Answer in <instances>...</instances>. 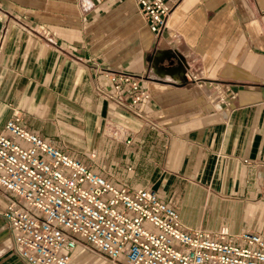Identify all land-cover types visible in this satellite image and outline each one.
I'll list each match as a JSON object with an SVG mask.
<instances>
[{
  "label": "crops",
  "instance_id": "1",
  "mask_svg": "<svg viewBox=\"0 0 264 264\" xmlns=\"http://www.w3.org/2000/svg\"><path fill=\"white\" fill-rule=\"evenodd\" d=\"M0 12V134L16 111L110 184L154 189L185 228L264 237V0H180L155 35L134 0H0ZM113 71L147 97L115 92ZM0 264H26L2 217Z\"/></svg>",
  "mask_w": 264,
  "mask_h": 264
},
{
  "label": "built area",
  "instance_id": "2",
  "mask_svg": "<svg viewBox=\"0 0 264 264\" xmlns=\"http://www.w3.org/2000/svg\"><path fill=\"white\" fill-rule=\"evenodd\" d=\"M134 2L155 35L180 0ZM2 21L0 12V41ZM106 77L131 103L147 97L129 72ZM19 120L14 111L0 134V188L8 195L0 217L26 264H74L70 254L76 247L110 264H264V237L256 232L187 229L151 187L130 191L110 184Z\"/></svg>",
  "mask_w": 264,
  "mask_h": 264
},
{
  "label": "rangeland",
  "instance_id": "3",
  "mask_svg": "<svg viewBox=\"0 0 264 264\" xmlns=\"http://www.w3.org/2000/svg\"><path fill=\"white\" fill-rule=\"evenodd\" d=\"M111 136H112V134H110ZM143 226H147V227H150L151 228V226H149L148 224L146 225L145 223H143Z\"/></svg>",
  "mask_w": 264,
  "mask_h": 264
}]
</instances>
